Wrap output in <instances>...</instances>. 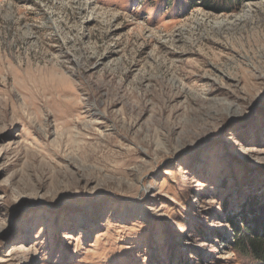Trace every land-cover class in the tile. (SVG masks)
Instances as JSON below:
<instances>
[{"label": "rangeland", "instance_id": "1", "mask_svg": "<svg viewBox=\"0 0 264 264\" xmlns=\"http://www.w3.org/2000/svg\"><path fill=\"white\" fill-rule=\"evenodd\" d=\"M214 2L0 0V264H249L264 0Z\"/></svg>", "mask_w": 264, "mask_h": 264}, {"label": "trees", "instance_id": "2", "mask_svg": "<svg viewBox=\"0 0 264 264\" xmlns=\"http://www.w3.org/2000/svg\"><path fill=\"white\" fill-rule=\"evenodd\" d=\"M146 1L152 2L153 0ZM161 1V8L167 10L173 7L175 0ZM177 1L181 3L179 10L183 13L196 9L198 5H201L207 11H214L216 13L225 11V8L220 6L219 2H214V0ZM252 206V218L248 219L247 212L244 211L242 219H240V224L233 217L232 219H228V225L233 231L235 253L242 256L249 264H264V203L255 200Z\"/></svg>", "mask_w": 264, "mask_h": 264}]
</instances>
